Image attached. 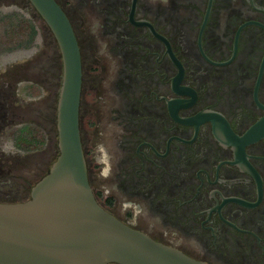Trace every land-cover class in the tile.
<instances>
[{
	"label": "flooded vegetation",
	"instance_id": "1",
	"mask_svg": "<svg viewBox=\"0 0 264 264\" xmlns=\"http://www.w3.org/2000/svg\"><path fill=\"white\" fill-rule=\"evenodd\" d=\"M56 1L93 95L80 132L99 205L206 264H264V136L247 137L264 115V0Z\"/></svg>",
	"mask_w": 264,
	"mask_h": 264
},
{
	"label": "water",
	"instance_id": "2",
	"mask_svg": "<svg viewBox=\"0 0 264 264\" xmlns=\"http://www.w3.org/2000/svg\"><path fill=\"white\" fill-rule=\"evenodd\" d=\"M59 46L58 155L24 201H0V264H206L129 227L97 202L80 132L82 61L56 0H28ZM264 136V115L247 137Z\"/></svg>",
	"mask_w": 264,
	"mask_h": 264
},
{
	"label": "rangeland",
	"instance_id": "3",
	"mask_svg": "<svg viewBox=\"0 0 264 264\" xmlns=\"http://www.w3.org/2000/svg\"><path fill=\"white\" fill-rule=\"evenodd\" d=\"M83 19L88 22L84 14ZM90 23L88 36L95 37ZM53 43L48 26L28 0H0L1 202L27 199L57 155L51 108L58 93ZM89 93L82 94V125L84 107L93 96Z\"/></svg>",
	"mask_w": 264,
	"mask_h": 264
},
{
	"label": "trees",
	"instance_id": "4",
	"mask_svg": "<svg viewBox=\"0 0 264 264\" xmlns=\"http://www.w3.org/2000/svg\"><path fill=\"white\" fill-rule=\"evenodd\" d=\"M55 146H56V151H57V155H58L57 140H56V144H55ZM57 155H56V157H57ZM56 157H55V159H56ZM55 159H54V160H55ZM50 166H51V165H50ZM50 166H49V167H50ZM48 170H49V168H48ZM48 170H47V171L45 170L43 173H41V175L39 176V179H40L42 176H44V175L48 172ZM39 179H38V180H39ZM35 183H36V182H35ZM35 183H34V184H35ZM34 184H33V185H34ZM33 185H32V186H33ZM32 186H31V187H32ZM30 189H31V188H30ZM30 189H29V190H30ZM25 200H26V199H25ZM18 201H24V200H18ZM10 202H17V201H10Z\"/></svg>",
	"mask_w": 264,
	"mask_h": 264
}]
</instances>
